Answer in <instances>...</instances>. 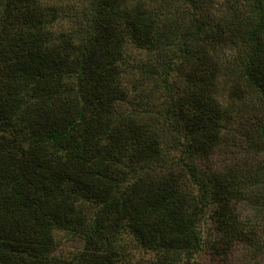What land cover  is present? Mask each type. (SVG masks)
<instances>
[{"label": "trees", "instance_id": "obj_1", "mask_svg": "<svg viewBox=\"0 0 264 264\" xmlns=\"http://www.w3.org/2000/svg\"><path fill=\"white\" fill-rule=\"evenodd\" d=\"M259 234L264 0H0V264H255Z\"/></svg>", "mask_w": 264, "mask_h": 264}, {"label": "rangeland", "instance_id": "obj_2", "mask_svg": "<svg viewBox=\"0 0 264 264\" xmlns=\"http://www.w3.org/2000/svg\"><path fill=\"white\" fill-rule=\"evenodd\" d=\"M218 160H221V156H214L211 160L210 163H218ZM207 229L210 228V224H207L205 226ZM259 236L264 240V234H259ZM252 256V253L250 252L249 249H247L244 245H238L235 249L232 256V261L235 262L236 264L239 263V261L243 262L245 260V256ZM258 260H260L261 263H264V253L262 255H259L255 259V264H257ZM214 263L212 259V255L208 254L207 252H203V254H199L196 257V264H210Z\"/></svg>", "mask_w": 264, "mask_h": 264}]
</instances>
